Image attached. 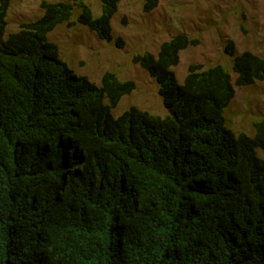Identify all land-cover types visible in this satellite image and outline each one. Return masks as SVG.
<instances>
[{
  "label": "trees",
  "instance_id": "16d2710c",
  "mask_svg": "<svg viewBox=\"0 0 264 264\" xmlns=\"http://www.w3.org/2000/svg\"><path fill=\"white\" fill-rule=\"evenodd\" d=\"M0 0V264H264V118L234 133L235 88L264 81V56L173 67L199 40L178 33L132 62L154 80L165 116L112 115L133 80L76 75L48 35L85 26L113 40L119 0H42V15L5 35ZM159 0H143V11ZM77 11L73 19L74 12ZM116 47L122 48L120 37Z\"/></svg>",
  "mask_w": 264,
  "mask_h": 264
},
{
  "label": "rangeland",
  "instance_id": "374dc122",
  "mask_svg": "<svg viewBox=\"0 0 264 264\" xmlns=\"http://www.w3.org/2000/svg\"><path fill=\"white\" fill-rule=\"evenodd\" d=\"M41 1L10 0L5 35L17 31L22 23L38 19L42 15ZM84 2L94 17L101 15L100 0ZM76 15L77 11L72 18ZM111 27V42L98 39L78 23L72 28L59 25L48 37L59 46L62 59L74 74L99 84L101 75L110 71L120 80L135 82V90L123 96L112 110L114 116L131 106L159 116L167 114L154 80L132 62V57L143 52L156 54L162 42L178 33L199 40L198 45L180 53L177 66L172 68L178 82L183 81L191 64L204 68L220 64L233 79L232 58L224 52L228 40L233 41L236 54L248 50L264 56V0H159L150 12L143 11V0H119ZM118 37L124 42L122 48L115 45ZM224 114L229 128L251 136L253 123L264 118V81L235 88ZM257 152L264 158V151Z\"/></svg>",
  "mask_w": 264,
  "mask_h": 264
},
{
  "label": "crops",
  "instance_id": "0c3cea01",
  "mask_svg": "<svg viewBox=\"0 0 264 264\" xmlns=\"http://www.w3.org/2000/svg\"><path fill=\"white\" fill-rule=\"evenodd\" d=\"M230 129H231V128H230ZM231 130H232L234 133H236V134L239 132V131H235V130H233V129H231Z\"/></svg>",
  "mask_w": 264,
  "mask_h": 264
}]
</instances>
